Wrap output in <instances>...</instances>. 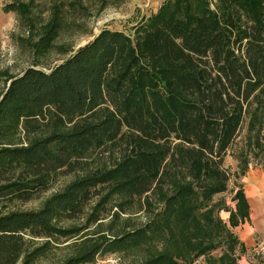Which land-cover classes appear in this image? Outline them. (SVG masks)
I'll list each match as a JSON object with an SVG mask.
<instances>
[{"label": "trees", "instance_id": "1", "mask_svg": "<svg viewBox=\"0 0 264 264\" xmlns=\"http://www.w3.org/2000/svg\"><path fill=\"white\" fill-rule=\"evenodd\" d=\"M217 1L212 10L209 0H162L132 36L103 27L49 70L8 77L0 93V204L48 191L61 173H86L38 210L0 213V264H19L29 244L68 237L59 220L83 213L101 191V199L140 198L160 189L169 194L144 224L63 264L150 243L158 251L141 264H189L221 244L206 264H236L243 245L217 216L224 204L212 199L227 190L222 165L243 119L249 114L250 131L264 129V0ZM53 7L49 37L61 25V6ZM262 139L253 142L260 152ZM105 153L108 161L89 171L88 160ZM232 197L235 227L249 211L242 190Z\"/></svg>", "mask_w": 264, "mask_h": 264}, {"label": "rangeland", "instance_id": "2", "mask_svg": "<svg viewBox=\"0 0 264 264\" xmlns=\"http://www.w3.org/2000/svg\"><path fill=\"white\" fill-rule=\"evenodd\" d=\"M161 1L0 0V93L8 84L9 76L20 74L26 67L49 70L80 45L90 40L103 27L120 30L132 36V26L140 18L154 12ZM11 2L26 4L27 13L20 14L19 11H7L3 8L5 4ZM209 2L211 9L214 10L218 1L209 0ZM54 4L61 6V25L57 32L49 37L47 26L48 20L52 17ZM249 119L250 116L247 114L223 161L222 166L229 177L227 190L213 196L212 199L213 203L224 204V208L216 212L226 226L229 222V210L235 207L232 196L237 191L244 190L241 181L243 176L249 169L264 175V151H258L253 144L256 138L258 141L263 140L264 129L260 132L250 131ZM55 128L56 131H64L60 123L55 122ZM108 158L109 156L105 153L99 154L95 159H89L87 169L93 172L106 160L108 161ZM243 159L247 166L245 172ZM85 173L77 171L61 173L52 182L48 191L40 192L24 202L16 200L4 202L0 204V213L13 210H38L51 194L67 188L70 182L82 177ZM104 192L101 191L98 196L93 197L80 215L70 220H59L62 228L71 232L68 237L29 244V249L19 264H63L103 238L144 224L160 206L159 202H162L163 198L169 194L164 189H160L158 192L145 193L140 198L114 194L101 199ZM231 231L233 232V229ZM222 245L205 255L196 257L189 264H206L209 261H215L224 249ZM258 245V239L254 237L251 247L241 250L239 246H236L234 251L236 264H264V250H260ZM157 246L156 243H150L135 249L110 251L84 264H141L146 257L158 251ZM37 248L42 249L41 255L27 256L30 251Z\"/></svg>", "mask_w": 264, "mask_h": 264}, {"label": "crops", "instance_id": "3", "mask_svg": "<svg viewBox=\"0 0 264 264\" xmlns=\"http://www.w3.org/2000/svg\"><path fill=\"white\" fill-rule=\"evenodd\" d=\"M241 181L248 204V218L235 227L229 224L227 227L233 229L232 233L242 243L243 249L251 247L256 237L258 247L264 250V175L249 169Z\"/></svg>", "mask_w": 264, "mask_h": 264}]
</instances>
